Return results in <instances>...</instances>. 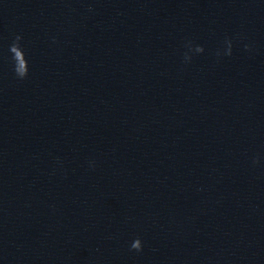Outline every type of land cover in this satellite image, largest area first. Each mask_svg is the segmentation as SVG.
I'll return each mask as SVG.
<instances>
[{"label": "clouds", "instance_id": "9594fccd", "mask_svg": "<svg viewBox=\"0 0 264 264\" xmlns=\"http://www.w3.org/2000/svg\"><path fill=\"white\" fill-rule=\"evenodd\" d=\"M21 40L22 37L17 35L15 37V40L12 42V44L9 46V52L11 53V59L13 61V71L15 72L18 79H24L28 75L29 66H28V60L25 55V51L23 47L21 46ZM226 48L223 52V55L231 56L232 54V41L230 39H226L225 41ZM186 47L189 49L190 52L195 53H202L204 51V48L202 46H195L193 48L191 42L189 41L186 44ZM245 49H249V45H245ZM217 55H221L220 52H217ZM185 61H190L191 56L188 52L184 55ZM25 65H27V72L25 73L23 69L25 68ZM258 160H254L253 163H257ZM131 250H135L136 252H140L143 249V244L140 238H136L130 245Z\"/></svg>", "mask_w": 264, "mask_h": 264}]
</instances>
